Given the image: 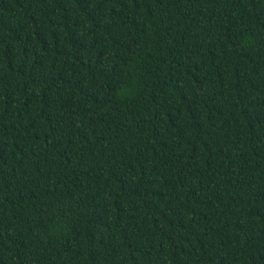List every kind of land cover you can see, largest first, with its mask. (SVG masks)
Listing matches in <instances>:
<instances>
[{
	"label": "trees",
	"instance_id": "obj_1",
	"mask_svg": "<svg viewBox=\"0 0 264 264\" xmlns=\"http://www.w3.org/2000/svg\"><path fill=\"white\" fill-rule=\"evenodd\" d=\"M0 264H264V0H0Z\"/></svg>",
	"mask_w": 264,
	"mask_h": 264
}]
</instances>
